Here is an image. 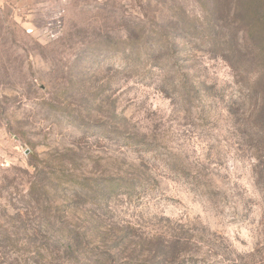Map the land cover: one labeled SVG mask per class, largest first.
I'll list each match as a JSON object with an SVG mask.
<instances>
[{"label": "rangeland", "instance_id": "374dc122", "mask_svg": "<svg viewBox=\"0 0 264 264\" xmlns=\"http://www.w3.org/2000/svg\"><path fill=\"white\" fill-rule=\"evenodd\" d=\"M261 24L264 0H0V264H78L46 218L107 264H264V83L235 52Z\"/></svg>", "mask_w": 264, "mask_h": 264}, {"label": "trees", "instance_id": "16d2710c", "mask_svg": "<svg viewBox=\"0 0 264 264\" xmlns=\"http://www.w3.org/2000/svg\"><path fill=\"white\" fill-rule=\"evenodd\" d=\"M161 30H163L164 38H168L169 28H166L163 26ZM262 31L264 33V24L259 25L258 28H253V32H251V34H249L248 37H245V41H243L242 43L239 41H236L237 49L235 50V52H239L240 55L244 57L242 66H239L241 68H244V71L242 73L244 74L242 80L244 81V83L247 82V84L250 83L251 85H253L252 88L256 86L258 87L259 85L261 86V84L264 83V80H263L264 77H262L264 75V37L263 39H261V36H260L262 34ZM181 33L182 32H180L178 36L179 38L181 36ZM174 46L176 47L178 45L175 44ZM175 55H176L175 51L171 53V58L174 62L170 63L169 66L177 64ZM251 57L254 58L251 61L252 65H256L257 63L258 64L260 63L261 67L255 68L253 72H248L247 65L248 66L251 65L249 64ZM261 57H262V60H259ZM228 60L231 63V60L230 59ZM230 65L231 67H234L232 64ZM179 76L181 75L179 74ZM255 92H259V93L257 97L256 95H254L255 102L251 106V108H249L248 110L247 119L250 117L249 120H251V124L254 127L253 132H252L254 137L261 139V142L264 143V88H261V90L255 89L254 93ZM245 96L246 94L244 93L241 102H244L243 99H245ZM241 125L245 127V124L241 123ZM262 148H264V146H262L261 148L259 147L258 148L259 151ZM260 153L261 154L259 155V157H263L264 156L263 152H260ZM60 173H61V178L65 177L64 179L66 182L72 185L78 186L79 189H82V190L89 189L88 187L90 186V184L87 182L81 181L80 176H78L77 174L73 172H69V171L68 172L60 171ZM50 208L48 211H51ZM45 223H46L45 225L51 228L52 230L55 229L53 231L54 232L53 236L56 237L55 239L58 242H61L64 245V248L66 249V251L70 253V255L76 261V263L78 264H107L106 262L110 260V258L112 257L110 256L111 249L99 250L97 247L92 249L89 244L84 243L85 239H84V236L82 235L84 233H82L81 231L76 230L74 228L62 226V225H60L61 226L60 228H55L56 226L54 225V222H52L48 218H46ZM63 224L65 225L64 222ZM51 229H49V231H51ZM128 237L129 236H128L127 231L122 229L119 232L118 236L116 237V240L114 241V243L121 244L122 246L123 244H125V240H127ZM40 258H35L33 262H23L22 264H33V263L34 264H46V260H44L42 256ZM112 264H114V261Z\"/></svg>", "mask_w": 264, "mask_h": 264}]
</instances>
